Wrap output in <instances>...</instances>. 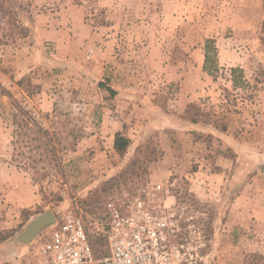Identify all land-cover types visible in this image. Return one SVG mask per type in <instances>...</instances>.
<instances>
[{
	"label": "rangeland",
	"instance_id": "rangeland-1",
	"mask_svg": "<svg viewBox=\"0 0 264 264\" xmlns=\"http://www.w3.org/2000/svg\"><path fill=\"white\" fill-rule=\"evenodd\" d=\"M21 110L38 150L18 148ZM169 182L207 264H264V0H0V263L48 210L78 211L101 256L106 203Z\"/></svg>",
	"mask_w": 264,
	"mask_h": 264
},
{
	"label": "built area",
	"instance_id": "built-area-1",
	"mask_svg": "<svg viewBox=\"0 0 264 264\" xmlns=\"http://www.w3.org/2000/svg\"><path fill=\"white\" fill-rule=\"evenodd\" d=\"M168 184L157 185L146 199L124 194L106 203L105 254L95 255L83 216L71 211L51 226L47 241L35 244L28 264H207L198 213L178 204L171 196L174 183Z\"/></svg>",
	"mask_w": 264,
	"mask_h": 264
},
{
	"label": "trees",
	"instance_id": "trees-1",
	"mask_svg": "<svg viewBox=\"0 0 264 264\" xmlns=\"http://www.w3.org/2000/svg\"><path fill=\"white\" fill-rule=\"evenodd\" d=\"M206 49H207V52H206L205 64L207 65L209 60H210L209 50L211 49V47H210L209 44H207ZM237 71H238L237 69H233L232 70L233 75L236 74ZM233 82L234 83L237 82L235 77L233 78ZM100 85H102V84H100ZM109 91H110L112 96L116 95V91L115 90L110 88ZM21 114L24 117L22 118L23 120L21 122H19V125H18L19 126V131L17 132V138L19 140L16 142L19 145L18 148H21L22 145L24 144L23 145L24 148H28V149H30L32 151L40 149L42 146L40 144L36 145L35 143H33L32 142L33 141L32 138H31L32 140H30V142L28 141V139H30L31 135L29 133H27V131H30L32 129L30 125H37L36 122L34 120H32L31 117H28L27 113L24 112L23 110H21ZM36 127H37V132H38L39 135L44 136V138H45V136L48 135L47 131H44L39 126H36ZM24 138L27 139V140H25ZM73 139H74V141H76L77 137L73 135ZM36 140H37V138L36 139L34 138V141H36ZM51 142H52V139L48 138V139L45 140L44 144L46 146H51V144H50ZM57 143L59 145L58 146L59 150H61V151L67 150L68 146L66 144H63V142L61 140H58V138H57ZM130 144H131V141H130L129 138L123 136L120 132L116 134L115 142H114V149H115L116 152H118L119 154H123L129 148ZM70 145L74 146V144H70ZM96 253H98V252L96 251ZM99 254H101V253L99 252Z\"/></svg>",
	"mask_w": 264,
	"mask_h": 264
},
{
	"label": "water",
	"instance_id": "water-1",
	"mask_svg": "<svg viewBox=\"0 0 264 264\" xmlns=\"http://www.w3.org/2000/svg\"><path fill=\"white\" fill-rule=\"evenodd\" d=\"M56 223V218L51 211H46L26 228L24 234L18 238L21 243H29L43 228Z\"/></svg>",
	"mask_w": 264,
	"mask_h": 264
},
{
	"label": "crops",
	"instance_id": "crops-1",
	"mask_svg": "<svg viewBox=\"0 0 264 264\" xmlns=\"http://www.w3.org/2000/svg\"><path fill=\"white\" fill-rule=\"evenodd\" d=\"M171 121L176 125L175 126V128H177L178 127V129H179V131L180 130H182V131H184L185 129H186V126L188 127L187 129H189V128H194V127H196L195 125H193V123H191L190 121H188L187 119H185V118H180V120H178L177 118H173V119H171ZM197 129V128H196ZM218 137H220V136H218ZM176 161H179V162H176ZM181 161H184L183 159H181V160H179V159H175V162H174V164H175V167L176 166H178L179 164H181L182 162ZM175 170V169H174ZM205 175L203 174V177H204ZM224 175L222 174V173H214V174H212L211 175V177H213V178H211V179H215L214 181H216L217 183H220L219 182V180L223 177ZM202 177V176H201ZM19 244H16L15 243V246H13L14 248H13V251H12V253L8 256L9 257V261L12 263V264H17V263H19L18 261H17V258L19 257V252L21 251V247H20V242L19 241H17ZM6 245V244H5Z\"/></svg>",
	"mask_w": 264,
	"mask_h": 264
}]
</instances>
